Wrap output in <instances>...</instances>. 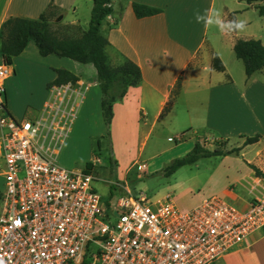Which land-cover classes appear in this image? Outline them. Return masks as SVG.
Masks as SVG:
<instances>
[{"label":"built area","instance_id":"2783aa9c","mask_svg":"<svg viewBox=\"0 0 264 264\" xmlns=\"http://www.w3.org/2000/svg\"><path fill=\"white\" fill-rule=\"evenodd\" d=\"M12 69L0 62V264H217L264 231V186L245 204L220 195L183 209L126 194L105 201L93 171L58 164L82 104L83 84L49 88L37 117L19 119L3 95Z\"/></svg>","mask_w":264,"mask_h":264},{"label":"crops","instance_id":"0c3cea01","mask_svg":"<svg viewBox=\"0 0 264 264\" xmlns=\"http://www.w3.org/2000/svg\"><path fill=\"white\" fill-rule=\"evenodd\" d=\"M135 2L162 11L138 18L133 9ZM93 4V0H0V62H6L1 51V28L8 18H38L50 5H54L62 13L56 20L79 25L86 30ZM112 6L114 11L104 20L101 32L109 39L110 48L133 60L142 69L141 81L131 86L126 96L113 105L110 129L119 175L120 166L125 167L123 174L138 164L152 129L161 123L164 116L171 117L175 112L186 116L183 129L193 130L202 144L203 141L260 135V140L249 146L264 147V66L247 77L245 64L237 56L231 38L234 34L245 40L258 39L264 44V15L257 7L247 0H113ZM197 9L202 12L205 9L217 10L224 21H229V14L233 13L247 21L246 30L222 33L215 25L205 30L203 24L194 20L193 13ZM25 50L7 63L12 69V75L6 81L7 90L11 85L10 79L16 76L14 61ZM215 57H218V65L223 66V70L215 67ZM48 60L44 69L38 71L48 75L43 80V101L35 117L49 96V84L57 76L56 69L65 68L78 75V84L89 90L87 100L96 95V90L93 93L92 90L100 85L95 67H81L77 63L67 66V61L61 59ZM88 74L93 75L94 80H87ZM178 81L180 90L174 94L173 88ZM13 97L16 99L12 100L8 95L7 100L4 99L6 107L13 116L22 119L20 117H25L27 110L18 108V96ZM169 104L170 109L164 113ZM101 135L105 138L107 131ZM205 146L215 149L211 142ZM247 154L241 158L248 165L252 160L245 159ZM235 155L240 159L235 153L215 157L224 163ZM247 170L248 173L241 178L245 180L243 187L236 185L240 180L237 179L232 182L235 187L227 189L228 194L240 200L241 204L263 192L264 177L256 176L249 165ZM237 250L223 257L226 259L222 264H264V231L252 234Z\"/></svg>","mask_w":264,"mask_h":264},{"label":"rangeland","instance_id":"374dc122","mask_svg":"<svg viewBox=\"0 0 264 264\" xmlns=\"http://www.w3.org/2000/svg\"><path fill=\"white\" fill-rule=\"evenodd\" d=\"M58 14H62L58 12ZM61 16V15H59ZM109 62L116 66L123 61V56L112 48H108ZM45 58L40 55L36 43L32 40L24 54L14 61L16 76L10 79L11 85L3 95L12 100L18 96L17 107L26 109L27 114L23 119L34 118L41 107L43 98V80L47 73H39L44 69L48 59H61L70 63H77L81 67H92V64H83L69 58H61L52 55ZM64 64V63H63ZM66 64V63H65ZM87 80H94V76L87 75ZM88 84V83H87ZM85 90V96L78 110L77 117L72 125L71 132L67 138L61 141H52L51 150L55 145H62L58 156V164L68 169H84L88 161L95 163L92 171L95 176L94 185L105 201L116 202L126 194V188L134 195H144L150 201L155 202L164 198L174 200L183 209L198 205L204 198L210 195H220L229 200L242 203L237 198L228 194V187L233 189L236 185L242 186L248 173L247 163L242 156L248 153L245 159L251 158L252 163L264 170V147L249 146L245 144L246 138L241 137L234 140L203 141L204 145L212 143L215 149L229 150L238 148L240 159L235 158L220 162L215 156L203 157L194 164L181 167L171 175L166 173L167 167L173 160L185 156L200 140L197 134L190 129H183L186 124V116L182 113H174L171 117H163L161 123L155 125L151 135L146 141V150L139 159L138 164L131 167L126 173L124 166H120L117 172V160L112 149V140L109 136L101 135L107 131L101 107L102 92L99 86H94L96 95L89 97V90ZM15 101V100H14ZM17 101V100H16ZM11 104V103H10ZM151 123V122H150ZM147 132V130H144ZM145 135H142L144 138ZM171 137V139H170ZM101 141V145H99ZM2 163V158L0 157ZM140 163V164H139ZM144 165V166H142ZM6 190V178L0 170V195ZM241 249L237 250L240 251ZM236 252V251H235ZM236 253V254H237ZM226 258L218 262L222 264ZM250 264H253L251 262Z\"/></svg>","mask_w":264,"mask_h":264},{"label":"trees","instance_id":"16d2710c","mask_svg":"<svg viewBox=\"0 0 264 264\" xmlns=\"http://www.w3.org/2000/svg\"><path fill=\"white\" fill-rule=\"evenodd\" d=\"M249 4L257 7L264 15V0H247ZM113 0H93L91 20L88 29L84 30L79 25L63 24L56 20L57 7L50 5L38 18L23 16L10 17L2 24L1 51L6 63H11L12 58L20 55L27 47L30 40H34L42 56L56 55L73 59L83 64H93L97 71L98 82L103 94L102 115L107 128V136L111 138V121L113 118V105L121 101L131 86L137 85L142 78L141 67L133 60L123 56V61L112 66L109 62L108 48L111 46L109 39L101 32L104 20L113 13ZM135 15L138 18L152 16L162 10L147 4L133 3ZM235 17L229 14L230 20ZM234 50L245 64L247 77H251L258 69L264 66V44L258 39L245 40L231 35ZM218 57L214 58L215 67L223 70L218 65ZM57 76L49 84L61 85L66 83L76 84L80 78L72 71L56 69ZM180 90V81L173 88V93ZM170 104L164 109L166 113ZM260 135L246 137L245 144H254L260 140ZM101 145V141H99ZM240 154L238 148L229 150L210 149L201 142H196L192 150L183 157L176 158L167 167L166 173L173 174L185 165L194 164L203 157ZM255 175L264 177V172L255 164L248 163ZM94 164L87 162L86 169L92 172ZM0 195V199H1Z\"/></svg>","mask_w":264,"mask_h":264},{"label":"clouds","instance_id":"9594fccd","mask_svg":"<svg viewBox=\"0 0 264 264\" xmlns=\"http://www.w3.org/2000/svg\"><path fill=\"white\" fill-rule=\"evenodd\" d=\"M196 23L203 24L205 30L209 26L215 25L222 33L243 32L246 30L247 21L239 17H233L229 21H224L217 10L205 9L203 12L199 9L193 13Z\"/></svg>","mask_w":264,"mask_h":264}]
</instances>
